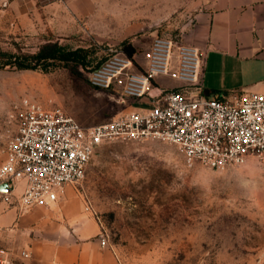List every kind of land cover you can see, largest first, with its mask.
Returning a JSON list of instances; mask_svg holds the SVG:
<instances>
[{
	"label": "rangeland",
	"instance_id": "374dc122",
	"mask_svg": "<svg viewBox=\"0 0 264 264\" xmlns=\"http://www.w3.org/2000/svg\"><path fill=\"white\" fill-rule=\"evenodd\" d=\"M201 6L200 0H0V159L10 134L6 114L23 97L60 106L84 124L136 108L118 86L93 88L90 71L124 49V41L144 64L154 37L180 40ZM46 42L84 48L87 65L44 71L9 64ZM76 189L123 264H264V160L255 156L213 168L188 163L168 142L114 140L101 145Z\"/></svg>",
	"mask_w": 264,
	"mask_h": 264
},
{
	"label": "built area",
	"instance_id": "2783aa9c",
	"mask_svg": "<svg viewBox=\"0 0 264 264\" xmlns=\"http://www.w3.org/2000/svg\"><path fill=\"white\" fill-rule=\"evenodd\" d=\"M144 56L142 64L124 49L115 50L90 71L93 88L118 86L137 104L106 121L84 124L60 106L29 97L10 106V134L0 160L5 201L11 202L14 189L23 184L16 197L20 212L49 206L66 185L81 183L101 145L114 140L168 142L188 163L213 168L242 164L249 156L264 160V93L205 94V53L181 38L156 35ZM160 76L178 84H160ZM101 236L107 245L103 231ZM0 264H14L10 249L0 247Z\"/></svg>",
	"mask_w": 264,
	"mask_h": 264
},
{
	"label": "crops",
	"instance_id": "0c3cea01",
	"mask_svg": "<svg viewBox=\"0 0 264 264\" xmlns=\"http://www.w3.org/2000/svg\"><path fill=\"white\" fill-rule=\"evenodd\" d=\"M200 3L181 39L205 53L204 93H264V0ZM158 82L178 84L164 76ZM22 189L16 186L11 202L0 196V247L13 252L14 264H123L110 244H102V226L74 185L49 206L24 213L16 203Z\"/></svg>",
	"mask_w": 264,
	"mask_h": 264
},
{
	"label": "trees",
	"instance_id": "16d2710c",
	"mask_svg": "<svg viewBox=\"0 0 264 264\" xmlns=\"http://www.w3.org/2000/svg\"><path fill=\"white\" fill-rule=\"evenodd\" d=\"M124 50L131 56L134 55L135 46L124 41ZM17 59L8 61L16 69H42L47 71L60 64L87 65V51L82 48L68 49L59 42H46L35 53H25Z\"/></svg>",
	"mask_w": 264,
	"mask_h": 264
},
{
	"label": "water",
	"instance_id": "95a60500",
	"mask_svg": "<svg viewBox=\"0 0 264 264\" xmlns=\"http://www.w3.org/2000/svg\"><path fill=\"white\" fill-rule=\"evenodd\" d=\"M0 188L4 189L5 188V185H2Z\"/></svg>",
	"mask_w": 264,
	"mask_h": 264
}]
</instances>
